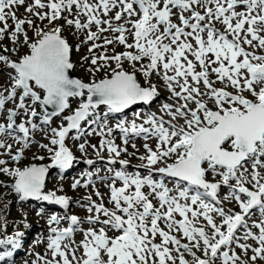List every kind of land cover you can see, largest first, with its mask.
<instances>
[{
  "label": "snow or ice",
  "instance_id": "snow-or-ice-1",
  "mask_svg": "<svg viewBox=\"0 0 264 264\" xmlns=\"http://www.w3.org/2000/svg\"><path fill=\"white\" fill-rule=\"evenodd\" d=\"M0 75V187L63 210L32 264H264V0H0ZM81 162L82 200L46 191Z\"/></svg>",
  "mask_w": 264,
  "mask_h": 264
},
{
  "label": "rangeland",
  "instance_id": "rangeland-1",
  "mask_svg": "<svg viewBox=\"0 0 264 264\" xmlns=\"http://www.w3.org/2000/svg\"><path fill=\"white\" fill-rule=\"evenodd\" d=\"M23 13V9H20V12L18 13V15ZM57 23H61V22H57ZM63 23V21H62ZM29 35L31 36L32 33L29 32ZM64 36L68 37L70 39V42H72L73 44H77L78 40L73 37L71 35V30L70 29H65ZM4 44L8 45L10 47V44L8 41H4ZM24 51L26 53L27 49L26 48H20L19 54L23 55L21 52ZM117 51H123L122 47H118ZM109 54H111V52H109ZM9 55H12L11 53H9ZM88 55L87 52V48H81L80 52L73 53V61L77 62L78 65L82 63L81 61V57ZM12 58H15V55H12ZM87 64L84 63L82 67L78 66L76 71L74 72L76 75H78L79 78L85 80L86 82L90 79L88 73L85 71V69L87 68ZM103 73H99L98 74V78L102 77ZM7 80L6 76H2L0 75V85L4 84ZM141 84H144L143 79L141 78L140 80ZM157 83H159V81H156ZM167 95L166 92H164L163 90L161 91V99L157 100L156 102L153 103V105L148 106V108L150 107L151 111H156V109L159 107L161 101L163 100V98ZM155 104V105H154ZM10 106V105H9ZM152 108V109H151ZM144 111H147V107L143 106ZM141 110V106H136L135 109H129L127 110V115L129 114V112H135V111H140ZM131 114V113H130ZM119 118V117H117ZM129 119H132L133 117H129ZM55 126V124L53 125ZM37 139H39V136H37ZM90 142L93 144H98L99 141V137L93 136L90 137ZM117 143H120V140L117 139ZM137 143V147L140 148V152L143 153L144 149L142 147L144 141L138 139L136 141ZM150 143H152L154 145V141H150ZM71 146V144H70ZM33 151H35V149H33ZM73 151L75 152V154L80 157L81 154L78 151V149L76 147H73ZM132 149L129 147V152H131ZM31 152L27 153V155L30 157L31 156ZM86 158H90L96 161V164L93 167H99L101 168V175H111L110 173H106V168L109 166L107 165L106 161H100L97 159L95 153L92 151V149L88 150V156ZM121 158H128V157H124L122 156ZM82 159H84V157H82ZM29 161L25 160L23 162V164H27ZM140 162L135 159V158H131V165L135 166L137 164H139ZM81 164H83V162L79 163L78 165H76L73 169L69 170L68 172H66L64 174V179H58L57 178V170H54L50 175H49V179L47 180V188L46 191H50V190H58L60 187H63L64 189V193L68 195L73 201H80L82 200V198L87 195L89 192L92 191L91 188L89 189H84V188H79L77 190H73L71 188L72 183L74 182L75 178H79L80 177V173H83L85 171L86 168H88L89 166L84 164L85 166L84 169L80 170V172L76 173L78 169H81ZM23 166V165H21ZM86 167V168H85ZM116 168H119V165H115ZM84 170V171H83ZM133 168H129V171H132ZM0 179H7L6 177H0ZM119 186V185H118ZM96 187L98 188V190L101 193H105L107 194L108 189L107 187H105L104 184L99 183L98 181L96 182ZM60 194V193H58ZM93 199H97L95 196H93ZM99 202V201H98ZM105 203L108 207H111V205L107 204V195H105ZM7 205V207H6ZM33 205H39L41 207L46 208V214L44 215L43 218L38 217L36 215V211H31L30 208ZM40 208V207H38ZM63 210L59 208V206H55V205H48L46 202H37V201H28V202H24V203H18L17 202V197L15 196V194H12L10 192V190L8 188H2L0 187V237L4 238L7 235H13L16 231H20L25 233V239L22 242V251L21 252H17V254H13V256L8 260V264H32L33 260L35 259V254L36 253H44L45 252V245L44 243H37V238L38 237H43L46 238V234L48 232V225L46 223V220L48 218V215L54 213V212H62ZM26 214V219H24ZM71 214H76L80 217H84L86 215V211L79 207L78 204H73L71 206ZM27 223L29 225L28 228L24 227V224ZM87 225H85L86 227ZM77 240L81 239V236L79 234H77L76 236ZM3 249H0V251H2ZM239 251V250H237ZM15 253V252H14Z\"/></svg>",
  "mask_w": 264,
  "mask_h": 264
},
{
  "label": "bare ground",
  "instance_id": "bare-ground-1",
  "mask_svg": "<svg viewBox=\"0 0 264 264\" xmlns=\"http://www.w3.org/2000/svg\"><path fill=\"white\" fill-rule=\"evenodd\" d=\"M154 105H155V104H154ZM146 107H147V110H149L148 106H146ZM151 109H152V108H151ZM143 110H144V109H143ZM132 111H133V110H132ZM130 113H131V114H130ZM128 116H129V117H132V112H129ZM83 166H85L84 163L81 164V169H78L76 173H78V172H80V170L84 169ZM114 167H115V166H114ZM85 168H86V167H85ZM130 168H132V167H130ZM86 169H88V168H86ZM83 171H84V170H83ZM80 174H81V173H80ZM38 207H41V206H39V205H33V206L30 208V210L33 212V211L37 210ZM35 213H36V212H35Z\"/></svg>",
  "mask_w": 264,
  "mask_h": 264
},
{
  "label": "water",
  "instance_id": "water-1",
  "mask_svg": "<svg viewBox=\"0 0 264 264\" xmlns=\"http://www.w3.org/2000/svg\"><path fill=\"white\" fill-rule=\"evenodd\" d=\"M72 76H73V78H77V76L74 74V73H72ZM135 106H133V108H134ZM133 108H131V109H133ZM51 172V171H50Z\"/></svg>",
  "mask_w": 264,
  "mask_h": 264
}]
</instances>
